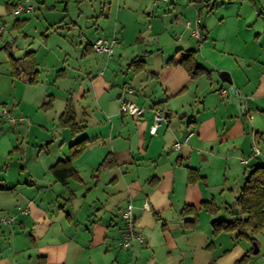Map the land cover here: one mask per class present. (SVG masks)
I'll return each mask as SVG.
<instances>
[{
  "label": "crops",
  "instance_id": "obj_1",
  "mask_svg": "<svg viewBox=\"0 0 264 264\" xmlns=\"http://www.w3.org/2000/svg\"><path fill=\"white\" fill-rule=\"evenodd\" d=\"M219 1L0 0V44L16 59L31 57L36 72L14 77L6 57L12 111L33 113L46 143L56 142L37 152L33 168L26 159L16 175L0 173V215L14 217L0 222V264H264V228L253 241L212 234L213 221L239 217L244 178L264 164V0ZM18 3L33 8L15 13ZM227 3L237 33H246L238 45L217 39L202 17ZM73 8L75 20L67 18ZM197 18L202 41L191 32ZM113 35L111 57L92 50L97 37ZM192 51L204 69L194 77L168 61ZM122 99L141 114L120 111ZM67 104L75 134L59 123ZM79 140L78 178L56 181L49 167ZM129 205L143 240L122 248Z\"/></svg>",
  "mask_w": 264,
  "mask_h": 264
},
{
  "label": "trees",
  "instance_id": "obj_2",
  "mask_svg": "<svg viewBox=\"0 0 264 264\" xmlns=\"http://www.w3.org/2000/svg\"><path fill=\"white\" fill-rule=\"evenodd\" d=\"M248 1L253 2L254 0ZM5 50L10 62L12 76L17 77L22 72L36 74L35 70H33L34 61L31 57L25 56L22 59H16L9 46H7ZM194 53L195 51H192L184 58L173 56L169 58L168 61L172 64L183 66L188 74L194 77L204 70L196 64ZM132 63L135 62L132 61ZM30 83H35V79L30 80ZM59 123L63 126H67L73 134L80 131V127L75 122L71 104H67L59 119ZM84 148L85 140H79L71 144L68 158L59 160L49 167V172L56 181L65 184L68 178H78L77 171L72 161L80 155ZM107 163L106 160H103L100 163V167L105 166ZM194 180H196V172L190 170L188 173V181L193 182ZM236 202L239 217H234L229 221H213L212 234L215 235L221 231H225L235 233L236 237H245L253 241V235L264 228V164L253 166L248 170L240 192L236 197ZM187 209H189V207L183 208L184 211ZM246 262L247 258L242 257L240 260L236 261L235 264H245Z\"/></svg>",
  "mask_w": 264,
  "mask_h": 264
},
{
  "label": "rangeland",
  "instance_id": "obj_3",
  "mask_svg": "<svg viewBox=\"0 0 264 264\" xmlns=\"http://www.w3.org/2000/svg\"><path fill=\"white\" fill-rule=\"evenodd\" d=\"M204 1L215 6H218L220 2L219 0ZM225 1L228 2L230 0ZM32 3L34 4V1ZM228 4L229 3L225 4L221 12L213 14L208 13L209 16L205 13V11L201 13L203 18L207 16V24L213 28L217 39H227L230 40L233 45H236L238 40L235 39V37L239 35V39L241 40L245 37L244 35L246 33L244 32L245 30L242 31L241 34L237 33L238 20L234 15L235 7H230ZM72 10L73 12L70 9L67 13V18L70 17L72 20H75L78 10L75 11L74 8ZM221 13L223 16L222 22L221 19L219 20L218 18ZM192 18L195 19V17ZM253 19L254 17L250 19V22H252ZM219 22H221V24H218ZM25 30L31 31V25H27ZM255 36L256 35H254V38ZM19 38H21L20 33ZM239 43L241 44V42ZM6 57L7 54L0 44V173L8 171V173L16 175V173L24 168V164H26V162L27 165H29L27 168H33L31 163L35 162V155L37 152L39 150L44 152L46 149L54 146L56 142L46 143L50 137L44 135V129L41 128L38 131L35 128L34 124L37 126V121L35 120L36 117L33 116V113L26 111V114L21 116L23 119H20L21 117L20 115L18 116L15 109L12 111L10 97L14 96L17 91L12 88V84L10 82L11 76L9 74V66ZM24 78H26V76ZM3 111H6V113H3ZM9 117L13 119H10ZM29 126H31L30 134L27 129ZM26 159L27 161L25 162ZM35 167L38 168V164L35 165Z\"/></svg>",
  "mask_w": 264,
  "mask_h": 264
},
{
  "label": "built area",
  "instance_id": "obj_4",
  "mask_svg": "<svg viewBox=\"0 0 264 264\" xmlns=\"http://www.w3.org/2000/svg\"><path fill=\"white\" fill-rule=\"evenodd\" d=\"M28 1V0H26ZM32 5L27 4V5H23L22 3H18L16 4L15 8H14V12L18 13L20 11L23 10H30L32 9ZM199 23H200V19L197 18L194 22V26L191 29L192 35L198 40V41H202L203 40V34L200 31L199 28ZM186 25L191 26V22L187 21ZM1 29V27H0ZM119 43V37L117 35H113L110 37H97L92 43H91V48L94 52L98 53V54H102L105 55L107 57H111L112 53L114 51V48L116 47V45ZM222 93H225V90L222 89L221 90ZM120 111L125 112V113H129V114H133V115H139L142 112V109L138 106H136L134 103L127 101L125 99H122L120 101ZM3 113H6V111H3ZM156 120L159 121L161 119V117L159 115L155 116ZM13 119V118H11ZM157 128V124H154L150 127V132L154 133V131ZM180 142H176L174 143L173 147L175 149H178L180 147ZM252 150L254 154L258 153V149L256 144L252 145ZM242 161L244 163L247 162L246 159H242ZM146 204V202H145ZM130 205L127 206L123 212H122V219L124 221V231L122 233L121 239L119 240V245L122 248H128L130 246L131 241L133 240H138V241H142L143 240V235L141 233H139L136 228H135V224H134V219L131 213V209H130ZM12 221H14V217L10 216V215H0V222L1 223H5V224H9Z\"/></svg>",
  "mask_w": 264,
  "mask_h": 264
},
{
  "label": "water",
  "instance_id": "obj_5",
  "mask_svg": "<svg viewBox=\"0 0 264 264\" xmlns=\"http://www.w3.org/2000/svg\"><path fill=\"white\" fill-rule=\"evenodd\" d=\"M219 75L223 81L230 82L229 74L227 71L222 70L220 71ZM253 246L255 247L253 252L256 253L257 252L256 243H253Z\"/></svg>",
  "mask_w": 264,
  "mask_h": 264
}]
</instances>
